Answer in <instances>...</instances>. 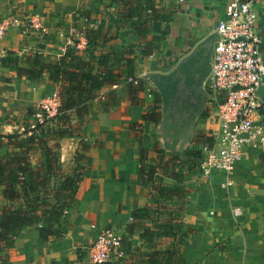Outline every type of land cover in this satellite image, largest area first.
I'll return each mask as SVG.
<instances>
[{
  "label": "crops",
  "instance_id": "1",
  "mask_svg": "<svg viewBox=\"0 0 264 264\" xmlns=\"http://www.w3.org/2000/svg\"><path fill=\"white\" fill-rule=\"evenodd\" d=\"M230 1L155 0L154 7L169 15L165 42L172 41L173 52L181 54L176 59H158L155 53L142 57L134 62L132 75L139 78L145 73L160 72L156 68L163 60L177 62L197 41L212 33ZM250 1L259 24L264 26V0ZM112 9L110 0H0V18L7 14L36 17L42 27L39 32L10 28L0 39V56L6 51L18 55L32 51L41 57H57L62 54L66 38L75 40L84 28H96L97 13ZM118 47L119 40H113L105 44L103 52L111 54ZM107 92V87L96 92L103 98L93 103L83 137L59 141V161L64 164H70L79 141L87 147L75 193L76 205L64 215L71 229L62 237L44 242L32 228L22 227L1 255H6V264H79L83 258L87 260L90 244L105 229L114 230L121 239L127 238L130 253L137 255L143 250L139 231L134 229L128 235L126 226L132 222V210L147 205L148 190L139 186L137 175L140 149L145 155L143 165L155 158L151 149L156 143L155 125L141 118L152 102L141 93L144 108L131 105L125 79L115 88L113 104L108 103ZM53 93L54 87L45 78L28 79L17 76L12 68L0 66V135L20 127L30 117L34 120L35 115L27 112H33ZM199 121L206 125V135L217 125L216 117L213 123L208 118ZM6 149L0 144V157ZM37 152L31 161L34 167L43 162L42 152ZM230 178L227 189L222 187L223 178L218 173L186 185L189 196L182 222L200 231L182 242L184 264H264V148H244ZM4 204L0 194V211ZM233 208L239 210L238 216H233Z\"/></svg>",
  "mask_w": 264,
  "mask_h": 264
},
{
  "label": "trees",
  "instance_id": "2",
  "mask_svg": "<svg viewBox=\"0 0 264 264\" xmlns=\"http://www.w3.org/2000/svg\"><path fill=\"white\" fill-rule=\"evenodd\" d=\"M154 1L110 0V5L120 9L116 14L119 17L108 15L109 23L120 19L122 28L115 26L110 37L101 34L99 25L84 28L85 48L81 54L73 48H67L54 58L41 57L36 52L23 58L12 51L4 53L0 66L12 68L17 76L28 79L45 78L54 87L58 107L51 120L58 125L47 135L39 132L40 124H36L28 131L30 135L14 132L1 136L11 152L0 158V194L5 202L0 211V264H6V255H1L22 227L32 228L44 242L62 237L71 229L64 215L76 205L75 193L82 177L81 163L87 147L80 141L70 164H64L59 161V141L83 137L96 92L107 87L106 99L113 104L115 88L122 79L131 78L136 84L127 83L128 100L131 105L144 108L139 95L144 94L146 83L132 75V67L135 61L155 53L157 46L165 48L168 34L169 15L155 8ZM117 39L118 49L111 54L103 52L106 43ZM175 42L177 44L179 40ZM162 62L156 70L166 73L176 60ZM145 109L142 120L157 124L159 108L154 92L152 105ZM205 114L206 105L199 120L205 119ZM195 127L190 145L182 152L165 153L153 143L151 149L155 158L149 160L147 170L143 165L144 151L139 150L137 182L149 191V201L147 205L132 210V222L126 226L128 235L134 229L139 231L138 239L143 249L136 251L138 258L131 262L133 264H184L182 242L186 236L200 231L199 227L182 222L189 196L184 182L189 180L187 177L198 175L200 148L209 142V137L202 131L196 132ZM34 148L43 154V162L36 167L31 162ZM164 181L171 184L164 185ZM154 237L168 238L171 242L164 249H155ZM121 251L133 256L127 238L121 239ZM112 264L129 263L122 258Z\"/></svg>",
  "mask_w": 264,
  "mask_h": 264
},
{
  "label": "built area",
  "instance_id": "3",
  "mask_svg": "<svg viewBox=\"0 0 264 264\" xmlns=\"http://www.w3.org/2000/svg\"><path fill=\"white\" fill-rule=\"evenodd\" d=\"M42 30L36 17H16L7 14L0 18V39L10 28ZM217 40L213 44L211 73L205 84L208 104L215 110L217 125L207 134L209 142L200 148L197 162L200 179L212 173L222 176V187L231 185V174L246 147L264 148V99L256 96V90L264 86V26L259 24L257 13L250 0H231L224 15L213 26ZM67 48L79 52L85 48L83 30L75 40L66 38L62 53ZM126 83L136 84L131 78ZM144 96L153 101V91L148 86ZM97 96L96 100H102ZM58 98L54 92L38 104L35 122L41 124L56 115ZM34 125V124H33ZM31 125L33 130L34 126ZM29 131V130H28ZM30 135V132L26 133ZM233 216L239 215L237 208ZM122 256L121 237L111 229L101 230L89 246L87 264H107Z\"/></svg>",
  "mask_w": 264,
  "mask_h": 264
},
{
  "label": "water",
  "instance_id": "4",
  "mask_svg": "<svg viewBox=\"0 0 264 264\" xmlns=\"http://www.w3.org/2000/svg\"><path fill=\"white\" fill-rule=\"evenodd\" d=\"M216 40V34L209 33L168 72L139 76L157 96L159 119L153 137L165 153L182 152L191 143L193 129L209 101L205 84L210 77L212 48ZM256 96L264 99V86L257 88Z\"/></svg>",
  "mask_w": 264,
  "mask_h": 264
},
{
  "label": "rangeland",
  "instance_id": "5",
  "mask_svg": "<svg viewBox=\"0 0 264 264\" xmlns=\"http://www.w3.org/2000/svg\"><path fill=\"white\" fill-rule=\"evenodd\" d=\"M119 9L120 8L113 7V9L111 11L97 13L99 15L98 20H99V26H101V34L102 35L103 34H106V35H108L110 37V36L113 35V33L115 31V26L119 25V27H117V28H122L121 27L122 26V22H121L120 19L118 21L116 19H114L113 22L111 21L110 23H109V20H108L109 19L108 18V15L109 14H111L110 17H113V16H115V18L119 17V15H116L118 13V10ZM108 27H109V29H108ZM165 45H167L165 48H162L160 45L156 47L157 51L155 52V56L158 59L159 58H162V56H165V57L167 56L169 59H171V58L172 59H176L177 57H179V55L181 54V51L173 52V48H174L173 46H174V44H173L172 41L170 43L165 42ZM167 48H168V50H167ZM31 52L32 51L24 52V53L20 54L19 56L21 58H23L24 56H26V54H29ZM167 52L169 53V55H165V53H167ZM98 96H100V95H98ZM96 101H94V102H96ZM205 105H206V114H205L206 118L205 119L208 118V119H210V122L213 123L214 118L216 117L215 110L211 107L210 104L207 103ZM35 112H38V105L34 108V111L33 112L31 111L30 113H28V112L27 113L32 116ZM91 113H92V111H91ZM260 119H261V121H264L263 118H260ZM33 124L36 125V124H38V122H35V119L33 120L30 117L29 121H27L25 124H22L20 127L14 129V130H11V131H9V132H7L5 134H1L0 135V144H4L5 145V139L1 138V136L10 135V134H12L14 132L19 133V134L22 133V132H24L25 136H27L26 133L28 132V130H32L30 126L33 125ZM56 125H58V124L55 123L54 120L46 119V120H44L43 123L40 124V127L38 128V131L39 132H42L44 135H47V134H50L51 133V131L55 128ZM205 126L206 125H202V123H200V121L198 120L197 123H196L195 131L196 132L202 131V132L205 133L206 130H207V129L205 130ZM38 150L39 149L34 148V152H33L34 153V156H33V158L38 153L37 152ZM10 152H11V150L7 148L6 149V152L4 153V155H8ZM4 155H2L1 157H3ZM83 161H82V163H83ZM147 165H148V162H146L144 164V170H147ZM187 178L189 180L187 182H184V186L185 187H186L187 184H190L191 182H195V181H197V180L200 179L199 175H196V174L195 175H191V176H189ZM50 182H52V180ZM163 184L164 185H168V184H171V183L164 181ZM146 201L147 202L149 201V191H148V197H147V200ZM152 229H157V228L156 227H152ZM170 242H171V240L168 239V238L154 237V239H153V247L155 249H164L165 247L169 246ZM122 258H123V260H125L127 263L130 264L131 262L136 261L137 260L136 258H138V256L135 255V254H133V256L132 255L131 256L130 255L129 256H126L125 253L122 252V256H121L120 259L122 260ZM81 261H79L80 262L79 264H87L86 258H83V260H81ZM112 263L113 262H110L108 264H112ZM131 264H133V263H131Z\"/></svg>",
  "mask_w": 264,
  "mask_h": 264
}]
</instances>
